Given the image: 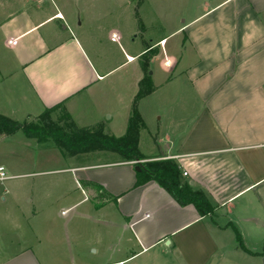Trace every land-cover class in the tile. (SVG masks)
<instances>
[{
  "label": "crops",
  "instance_id": "crops-1",
  "mask_svg": "<svg viewBox=\"0 0 264 264\" xmlns=\"http://www.w3.org/2000/svg\"><path fill=\"white\" fill-rule=\"evenodd\" d=\"M215 8L222 13L203 30L184 32L183 54L169 59L167 72L174 76L161 98L172 119L171 131L156 141L153 154L142 153L140 136L138 141L143 157L174 161L181 174L186 173L183 179L208 197L213 214L200 217L192 207L178 206L155 183L135 187V162L113 157L91 161L100 153L72 156L68 158L75 163L65 171L73 173L70 179L77 190L62 188L60 196L54 195L69 199L68 211L87 203L76 214L92 221L93 229L86 231L74 218L38 230L30 226L38 246L28 244L13 257L0 256V264H264V0H219ZM36 26L7 35L6 44L12 46L8 40L17 36L18 46L35 33ZM45 40L33 38L34 47L44 51ZM52 51L21 63L24 76ZM125 58V63L130 61L128 55ZM60 70L70 73L68 68ZM34 75L28 85L42 106L39 110L63 102L73 123L76 98L92 92L96 83H84L74 73L67 79L59 76L51 87L54 83L44 74ZM151 83L154 91L137 104L143 122L142 110L165 86L152 79ZM124 110L126 131L127 105ZM77 191V199L70 200ZM80 229L87 232L85 238ZM236 233L245 249L237 245Z\"/></svg>",
  "mask_w": 264,
  "mask_h": 264
},
{
  "label": "rangeland",
  "instance_id": "rangeland-1",
  "mask_svg": "<svg viewBox=\"0 0 264 264\" xmlns=\"http://www.w3.org/2000/svg\"><path fill=\"white\" fill-rule=\"evenodd\" d=\"M218 2L0 0V115L19 123L36 119L44 110H39L42 106L36 103L28 85L35 78L34 74H44L46 80L54 83L51 87H55L59 76L67 79L75 73L84 83L96 82L92 92L86 91L87 95L81 93L76 98L72 113L77 128L121 137L125 133L124 119H121L124 105L129 115L138 83L147 75L155 85H165L155 94V100L149 99L150 106L142 110L145 129L139 135V149L148 155L155 153L151 149L156 141L171 131L172 119L162 99L168 87L166 82L174 76L167 72L169 59L183 54L180 49L184 32L203 30L222 13L219 7L213 9ZM50 16L54 18L40 24ZM59 18L61 21L57 20ZM190 23V27L186 26ZM35 25V33L18 46L15 45L19 40L17 36L8 40L12 46L6 44L7 35ZM36 37L46 39L44 51L34 47L33 38ZM51 50L48 58L29 67L25 77L21 63ZM159 52L160 55L152 60ZM125 55L130 57L127 63ZM59 68H68L70 73L58 71ZM144 100L142 104L146 103ZM100 154L91 161L118 159L107 152ZM68 157L53 144H40L25 138L21 132L0 138V167L6 177L0 183V256L13 257L28 244L38 246L30 234V226L38 230L44 224H63L74 218L73 222L86 231L93 229L92 221L76 214L87 203L68 211L72 205L69 199L63 201L54 195L58 192L60 196L62 188L77 190L70 179L73 173L65 171L75 163ZM79 183L85 187L84 182ZM77 193L80 191L71 195L70 200H76ZM86 231L80 229V236L85 238Z\"/></svg>",
  "mask_w": 264,
  "mask_h": 264
},
{
  "label": "trees",
  "instance_id": "trees-1",
  "mask_svg": "<svg viewBox=\"0 0 264 264\" xmlns=\"http://www.w3.org/2000/svg\"><path fill=\"white\" fill-rule=\"evenodd\" d=\"M139 89L130 109L125 134L114 137L97 130L77 128L65 111L63 102L46 109L36 119L19 123L0 115V138L21 132L25 138L36 142L51 143L63 155L72 157L91 153H110L119 162H138L140 167L136 172L135 187L147 183H155L163 189L180 207H192L200 217L211 216L215 207L208 197L199 189H193L182 177L179 166L172 160H149L138 151L139 135L145 129L144 122L138 112L137 104L140 99L154 91L150 76H145L139 82ZM114 157V158H115ZM87 185V183H84ZM94 190L103 191L95 184ZM112 199V198H111ZM237 245L245 249L241 237L236 233Z\"/></svg>",
  "mask_w": 264,
  "mask_h": 264
},
{
  "label": "built area",
  "instance_id": "built-area-1",
  "mask_svg": "<svg viewBox=\"0 0 264 264\" xmlns=\"http://www.w3.org/2000/svg\"><path fill=\"white\" fill-rule=\"evenodd\" d=\"M135 163H139V162H135ZM186 173L182 172V177H185ZM6 180V177L3 174V169L0 167V183L4 182Z\"/></svg>",
  "mask_w": 264,
  "mask_h": 264
},
{
  "label": "water",
  "instance_id": "water-1",
  "mask_svg": "<svg viewBox=\"0 0 264 264\" xmlns=\"http://www.w3.org/2000/svg\"><path fill=\"white\" fill-rule=\"evenodd\" d=\"M140 171V167L139 166H136L135 167V172H139Z\"/></svg>",
  "mask_w": 264,
  "mask_h": 264
}]
</instances>
